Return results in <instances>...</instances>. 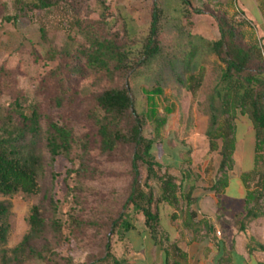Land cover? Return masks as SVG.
Returning a JSON list of instances; mask_svg holds the SVG:
<instances>
[{
  "label": "rangeland",
  "instance_id": "rangeland-1",
  "mask_svg": "<svg viewBox=\"0 0 264 264\" xmlns=\"http://www.w3.org/2000/svg\"><path fill=\"white\" fill-rule=\"evenodd\" d=\"M1 1L7 14L16 13V0ZM162 1L167 5L164 16L167 21L160 34L162 52L151 62L140 66L133 75L126 73L111 77L97 73L76 79L74 84L78 97L72 109L55 113L60 122H67L73 128L76 143L68 154H59L53 159L44 146L38 150L36 193L0 194V206L6 210L0 215V229H6L5 240H0V264H3L4 258L11 256V250L28 233V217L33 206L57 221L59 232L47 233L35 241L47 252L46 260H29L23 264H113L111 259L105 258L106 244L110 243L116 257L120 237L125 231L124 223L135 226L144 219L140 211L127 204L131 189V147L122 146L112 157L102 155L91 124L84 116L92 95L104 88L128 85L137 113L146 118L142 127L143 136L152 141V154L160 164L156 168L160 179L152 178L147 184L155 196L159 195L161 178L168 171L176 173L180 182L179 172H184V177L185 173L194 174L195 169L202 170L208 152L205 136L210 115L208 98L219 63L214 55L209 54L199 57L195 67H188L182 53L183 42L190 37L187 31L190 29L205 37L216 38L215 16L222 11L234 22L240 23L243 21L240 17L242 11L254 27L259 44L263 45L261 18L255 0H236L239 9L233 6L232 0H185L188 23L180 16L174 17L179 13L171 9L169 3L175 4V0ZM152 7V0H61L55 8L30 11L15 23L0 21V66L14 72L17 87L31 98L36 95L41 79L55 64L48 59L51 53L74 49L77 43H84L76 33L77 19H81L84 26L89 23L104 31H119L121 34L128 27H135V36L139 40L150 24ZM40 28H44L45 37H41ZM68 31L75 36L73 40L69 39ZM243 31L246 42L257 43L247 25H244ZM199 66L204 68L199 85L195 87V82L191 83L194 88L190 91L188 77L190 74L198 77ZM156 88L161 89V94L147 103V96ZM39 96L45 107L48 94L43 92ZM152 108L156 111L155 117L151 113ZM218 109L219 104L216 103V112ZM161 119H165V123L156 133L155 127ZM234 122L243 127L246 126L244 124H251L245 114H238ZM82 141L87 144L85 160L89 171L79 182L74 170L79 167L82 157ZM253 141V132L237 140L233 166L229 170L227 195L236 192L240 174L254 167ZM262 155L258 174L249 177V191L238 205H231L234 212L245 214L249 210L254 214L250 218H242L243 230H238L237 226L236 229L238 233L242 232L240 241L250 244L254 250L253 258L264 264V251L259 248V245L264 246V180L261 179L264 174V148ZM226 172L227 169H224L221 174L224 176ZM139 178L144 183L146 170L143 166H140ZM188 188L187 182L184 190ZM143 189L147 190L146 187ZM196 191L199 193V189ZM223 200V203L228 202ZM177 204L178 213H181L183 204L180 201ZM135 234L133 230L127 232L130 237Z\"/></svg>",
  "mask_w": 264,
  "mask_h": 264
},
{
  "label": "trees",
  "instance_id": "trees-1",
  "mask_svg": "<svg viewBox=\"0 0 264 264\" xmlns=\"http://www.w3.org/2000/svg\"><path fill=\"white\" fill-rule=\"evenodd\" d=\"M152 1L150 24L139 40L135 36V27H128L121 34L119 31H104L89 23L84 26L82 20L77 19L76 33L83 38L84 43H77L74 49L51 53L52 56L48 59L55 64L41 79L35 91L36 95L31 98L17 87L14 72L0 66V194L36 193L38 187L35 165L38 162V150L44 146L53 159L59 154H68L76 143L73 128L55 117V113L72 109L78 97L74 84L76 79L97 73H105L111 77L126 73L133 75L140 66L151 62L162 52L160 34L167 21L164 19L167 5L162 0ZM60 2L61 0H16V13L9 15L5 11V4L0 0V21L15 23L25 18L30 11H47ZM169 4L171 9L179 13L174 17L180 16L190 23L185 0H175V4ZM215 21L218 31L216 38L205 37L190 29L187 31L190 37L183 42V61L193 68L199 57L212 54L219 63L218 74L208 98L210 115L205 136L209 151L220 155V171H229L233 166L235 118L238 114H245L250 119L254 133L255 167L250 173L242 175L246 184L249 177L253 178L258 174L263 158L264 48L257 43L245 41L244 21L236 23L222 11L215 16ZM40 33L41 37H45L44 28H40ZM67 35L71 40L75 37L69 31ZM203 69L199 66L198 77L189 75L187 87L190 91L194 88L191 83L195 82V87H198ZM43 92L48 94L45 107L39 98ZM159 94L161 89L152 90L147 96V103H151L153 97ZM216 103L219 104L218 112L215 110ZM151 110L155 117V109ZM84 116L91 124L102 155L112 157L122 146L131 147V189L127 204L133 205L135 210L142 213L146 226L157 225V205L162 202L176 205L181 183L177 185L174 176L165 174L161 178L158 196L147 185L152 178L160 179L156 174V168L160 164L152 154V141L143 136L142 127L146 118L137 113L129 86H110L93 94ZM164 123L165 119L159 121L155 127L156 133ZM81 151L79 167L74 170L79 182L89 171L85 160L88 149L84 141ZM140 166L146 170L144 183L139 178ZM261 179L264 180V174ZM226 184V177L219 181L222 187ZM144 187L147 188L146 191ZM246 188L249 189L248 184ZM214 189L217 187L214 186ZM5 212V208L0 206V215ZM253 215L249 210L245 214H235L238 230L244 228L242 218ZM28 224V233L11 250V256L3 259V264H23L29 260L42 261L48 258L45 249L36 245L35 241L47 233L59 232L58 222L44 215L37 206H33ZM133 228L132 223H124L125 231L120 240ZM5 233L6 229H0L1 241L5 240ZM259 248L264 251V246L259 245ZM105 258L111 259L113 264H121L113 255L109 242L106 244Z\"/></svg>",
  "mask_w": 264,
  "mask_h": 264
},
{
  "label": "crops",
  "instance_id": "crops-1",
  "mask_svg": "<svg viewBox=\"0 0 264 264\" xmlns=\"http://www.w3.org/2000/svg\"><path fill=\"white\" fill-rule=\"evenodd\" d=\"M255 4L264 34V0H255ZM233 6L238 8L236 0H233ZM240 17L252 31L254 41L264 48V44H259L254 27L246 20L242 11ZM235 125L236 147L238 138L253 132V128L251 124H244L245 127ZM204 160L202 170L195 169L194 174L185 173L184 178V172H179L180 182L176 173L168 171L167 174L176 178L177 185L181 183L182 190L177 192V197L183 204L180 208L183 211L178 213V204L159 203L157 225L148 227L143 219L130 230L136 232L134 236H127L126 232L118 243L116 258L121 264H262L253 258L254 250L250 244L240 241L242 232L238 233L234 216L241 211L234 212L231 205H238L249 190L246 188L249 181L244 184L242 175L250 173L255 164L253 169L240 174L236 192L227 195L229 171L224 176L221 174L220 155L211 153L208 149ZM224 177L227 178V184L220 188L219 181ZM187 182L189 188L184 190ZM197 189L199 193H196ZM223 199L228 202L223 203Z\"/></svg>",
  "mask_w": 264,
  "mask_h": 264
},
{
  "label": "built area",
  "instance_id": "built-area-1",
  "mask_svg": "<svg viewBox=\"0 0 264 264\" xmlns=\"http://www.w3.org/2000/svg\"><path fill=\"white\" fill-rule=\"evenodd\" d=\"M217 234H219V232H217Z\"/></svg>",
  "mask_w": 264,
  "mask_h": 264
}]
</instances>
